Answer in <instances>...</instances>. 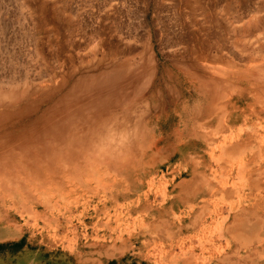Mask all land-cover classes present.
<instances>
[{"label":"rangeland","instance_id":"obj_1","mask_svg":"<svg viewBox=\"0 0 264 264\" xmlns=\"http://www.w3.org/2000/svg\"><path fill=\"white\" fill-rule=\"evenodd\" d=\"M0 119V264H264V0H0Z\"/></svg>","mask_w":264,"mask_h":264},{"label":"bare ground","instance_id":"obj_2","mask_svg":"<svg viewBox=\"0 0 264 264\" xmlns=\"http://www.w3.org/2000/svg\"><path fill=\"white\" fill-rule=\"evenodd\" d=\"M224 51V50H223ZM140 59V58H139ZM131 63V61L129 60V61H126L125 62V65L124 66H126V69L128 68V65ZM138 64V63H137ZM150 64V63H149ZM130 67V66H129ZM144 68H145V70H147L148 71V69H146V65L144 64ZM129 70V69H128ZM130 70L131 71H133V69L130 67ZM140 70L142 71V68L141 69H139V70H134V72L133 73H135L136 75L135 76H130V72L131 71H129V73L127 74V75H124L123 77H122V84L120 83L119 84V82H116L115 83V86H113V87H110V88H108L107 90L109 91V92H112L111 90H114V89H116V90H118V92H119V94H121L120 92H125V94H129V95H131L134 91H135V87H138L139 85H140V87H141V85H143L142 83H144L142 80H141V76H140ZM153 70V69H152ZM123 71V70H122ZM150 71V70H149ZM153 72V71H152ZM127 73V72H126ZM148 73V72H147ZM132 74V73H131ZM188 74V73H187ZM112 75V74H111ZM120 75V74H119ZM96 76H98V75H96ZM99 76H103V75H99ZM99 78V77H98ZM97 78V79H98ZM102 78V77H101ZM131 83H135V85H134V90H132V92H130L128 89L129 88H133V87H131V86H129ZM147 83V82H146ZM119 84V85H118ZM118 85V86H117ZM96 89H97V87H95ZM95 88H93V89H95ZM90 89V88H89ZM87 92V91H86ZM89 93V92H88ZM88 97V96H87ZM86 97V98H87ZM134 99H133V102H135L136 100L137 101H141V100H143V95H142V91H141V89H136V91H135V93L133 94V96H132ZM123 99V98H122ZM136 101V102H137ZM92 102H94V101H92ZM98 102V101H97ZM113 102V101H112ZM121 102V101H120ZM124 103H125V100L123 101ZM126 102H128L127 100H126ZM96 103V102H95ZM115 103V102H114ZM119 104V102H116L115 104ZM92 104V103H91ZM103 104V103H102ZM114 104V105H115ZM96 105V104H95ZM94 105V108L96 107ZM100 105H101V103H100ZM99 105V106H100ZM104 105V104H103ZM84 106V105H83ZM98 106V105H97ZM102 106V105H101ZM83 108V107H82ZM93 108V107H92ZM85 109H87V110H90L91 109V107H90V109H88V108H85ZM97 109V108H96ZM84 110V109H83ZM93 110V109H92ZM98 110V109H97ZM103 110V109H102ZM105 111V110H104ZM84 112V111H83ZM122 112H124V111H122ZM18 113V112H17ZM62 113V112H61ZM68 113V114H67ZM96 113V112H95ZM100 113V112H99ZM125 113V112H124ZM19 114H20V111H19ZM65 114V115H64ZM64 114H61V115H64V116H66L65 118H67L68 116L67 115H71L72 113L69 111V112H65ZM57 115H58V113H57ZM73 115V114H72ZM128 115V114H127ZM70 117V116H69ZM125 117H129V116H125ZM124 117V115H123V117L122 118H125ZM73 118V117H72ZM16 119V118H15ZM59 119H60V117H59ZM74 119V118H73ZM128 118H125L124 120H127ZM137 119V118H136ZM1 120V119H0ZM83 120V119H82ZM81 120V121H82ZM138 120V119H137ZM57 121H61V120H56V122ZM66 122V121H65ZM84 122V121H83ZM58 123V122H57ZM56 123V124H57ZM79 123V122H78ZM82 123V122H81ZM85 123H86V121H85ZM67 124H69V121H68V123ZM58 125V124H57ZM79 125V124H78ZM85 125H88V124H85ZM63 126H65V125H63ZM66 127V126H65ZM64 127V128H65ZM82 128H83V126H81ZM34 128V127H33ZM81 128V129H82ZM86 128V127H85ZM90 128V127H89ZM12 129V128H11ZM28 129V128H27ZM36 129V128H35ZM41 129V128H40ZM67 129V128H66ZM47 130V129H46ZM49 130V129H48ZM67 131H68V129H67ZM66 131V132H67ZM75 131H77V130H75ZM80 131V130H79ZM82 131V130H81ZM65 132V133H66ZM72 132H73V130H72ZM84 132V131H83ZM45 133V132H44ZM80 133V132H79ZM82 133V132H81ZM75 134H76V132H75ZM43 135V134H42ZM82 136V135H81ZM70 137V136H69ZM78 138H80L79 136H76V138H74L75 140H77V141H79L80 142V140L78 139ZM81 138H83V137H81ZM59 139H62V137H60ZM6 141V140H5ZM9 141V140H8ZM56 145V144H55ZM101 150V149H100ZM11 151H13V150H11ZM98 152H100V151H98ZM93 153H95V152H93ZM101 153V152H100ZM104 154H106L105 152H103ZM98 154V153H97ZM103 154V155H104ZM109 154V153H108Z\"/></svg>","mask_w":264,"mask_h":264}]
</instances>
